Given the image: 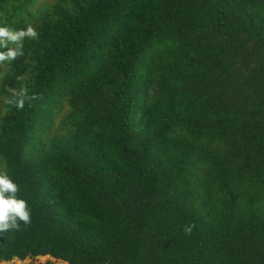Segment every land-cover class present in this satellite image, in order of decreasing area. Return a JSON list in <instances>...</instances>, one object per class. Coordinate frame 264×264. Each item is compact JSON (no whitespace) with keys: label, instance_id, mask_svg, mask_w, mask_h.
<instances>
[{"label":"trees","instance_id":"trees-1","mask_svg":"<svg viewBox=\"0 0 264 264\" xmlns=\"http://www.w3.org/2000/svg\"><path fill=\"white\" fill-rule=\"evenodd\" d=\"M0 26L38 34L0 61L31 208L0 264H264V0H0Z\"/></svg>","mask_w":264,"mask_h":264},{"label":"clouds","instance_id":"clouds-1","mask_svg":"<svg viewBox=\"0 0 264 264\" xmlns=\"http://www.w3.org/2000/svg\"><path fill=\"white\" fill-rule=\"evenodd\" d=\"M37 32L29 26L26 30L14 31L6 26H0V61L14 60L22 55L25 39H36ZM15 45V47H11ZM8 48L7 52L2 49ZM18 108H23L24 100L18 101ZM19 186L5 172H0V233L18 230L21 222L28 225L31 222V208L27 201L19 198ZM186 231L190 232L191 227Z\"/></svg>","mask_w":264,"mask_h":264},{"label":"rangeland","instance_id":"rangeland-1","mask_svg":"<svg viewBox=\"0 0 264 264\" xmlns=\"http://www.w3.org/2000/svg\"><path fill=\"white\" fill-rule=\"evenodd\" d=\"M48 260H51V261H54L53 259L51 258H48V257H45V258H38L37 261L41 262V263H45L46 261ZM30 262V260H27L25 262H23V264H28ZM18 263V262H17ZM8 264H11V263H8ZM20 264V263H19Z\"/></svg>","mask_w":264,"mask_h":264},{"label":"water","instance_id":"water-1","mask_svg":"<svg viewBox=\"0 0 264 264\" xmlns=\"http://www.w3.org/2000/svg\"><path fill=\"white\" fill-rule=\"evenodd\" d=\"M44 258V257H43ZM27 261V260H26ZM14 262H18L20 264H23V262H19V260L17 258H14Z\"/></svg>","mask_w":264,"mask_h":264}]
</instances>
